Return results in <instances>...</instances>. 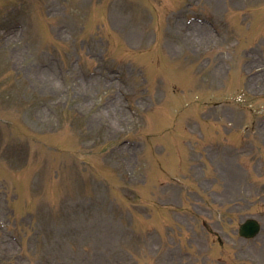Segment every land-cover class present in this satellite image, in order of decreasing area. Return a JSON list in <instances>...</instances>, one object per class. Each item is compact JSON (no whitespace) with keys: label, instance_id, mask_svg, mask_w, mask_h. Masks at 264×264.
Here are the masks:
<instances>
[{"label":"rangeland","instance_id":"obj_1","mask_svg":"<svg viewBox=\"0 0 264 264\" xmlns=\"http://www.w3.org/2000/svg\"><path fill=\"white\" fill-rule=\"evenodd\" d=\"M0 264H264V0H0Z\"/></svg>","mask_w":264,"mask_h":264},{"label":"water","instance_id":"obj_2","mask_svg":"<svg viewBox=\"0 0 264 264\" xmlns=\"http://www.w3.org/2000/svg\"><path fill=\"white\" fill-rule=\"evenodd\" d=\"M257 225L253 222H248L241 229V234L245 236H253L257 232Z\"/></svg>","mask_w":264,"mask_h":264}]
</instances>
